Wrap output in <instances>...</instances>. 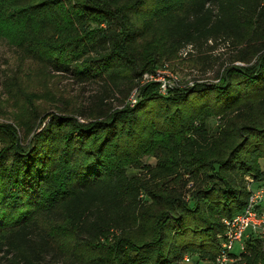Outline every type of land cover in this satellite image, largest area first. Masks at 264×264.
<instances>
[{
    "label": "trees",
    "instance_id": "trees-1",
    "mask_svg": "<svg viewBox=\"0 0 264 264\" xmlns=\"http://www.w3.org/2000/svg\"><path fill=\"white\" fill-rule=\"evenodd\" d=\"M147 1L0 0V39L110 95L190 45L239 41L243 63L246 49L263 52L214 84L162 94L153 83L135 104L110 111L102 98L97 113L80 112L82 121L45 113L28 127L0 125V255L13 264H53L47 257L64 242L80 264H183L186 256L215 264L224 221L249 205L247 177L264 180V0H180L167 23L144 30L132 20L147 15ZM152 31L160 37L142 48L138 40ZM211 116L222 117L214 133ZM143 156L157 159L148 167L157 179L187 176L188 200L176 187L128 177ZM244 245L230 253L240 259L232 264H264L263 239L251 235Z\"/></svg>",
    "mask_w": 264,
    "mask_h": 264
},
{
    "label": "rangeland",
    "instance_id": "rangeland-1",
    "mask_svg": "<svg viewBox=\"0 0 264 264\" xmlns=\"http://www.w3.org/2000/svg\"><path fill=\"white\" fill-rule=\"evenodd\" d=\"M179 1L148 0L144 4V7H147L145 10L147 15L134 17L132 21L143 27L144 30H148L151 25L157 23L154 21L167 23L168 19H171L175 11L179 9L181 4ZM154 7L163 10L165 18L162 19ZM261 27L263 28L261 33L264 35V23ZM160 34L161 32L158 31L146 32L144 37L138 40V44L142 48H148L151 41L159 38ZM162 44L163 42L160 45ZM241 47H243L241 42L234 41L232 43L227 40H219L216 43L209 42L200 48L190 45L180 49L177 55L170 59L162 60L163 63L155 71H148L137 77L132 86L124 83L120 91L110 95L107 88H102L94 81L83 82V79L70 73L51 71L49 66L44 63H40L32 57L24 56L15 44H11L7 39H0V125L17 127V122L22 121L25 122L22 125L28 127L29 124H33L38 119V115L45 113L77 115L82 121L79 116L80 112L88 114L93 111L97 113L100 99H104L106 111L107 109H122L129 104H135L138 91L153 83L162 84L165 82L168 89L185 88L193 82L214 84L217 83V78L221 77L227 68L239 66L248 69L253 67L263 54L261 51L254 55L252 54L253 49H246L248 59L243 63L240 62L239 58L242 53L241 50L245 48ZM232 114L233 112H230L228 117L233 118L236 113ZM221 120L222 117L220 116L207 118L208 130L212 133L217 131L222 124ZM156 165V158L143 156L139 168H127V175L153 182L151 185L155 184L154 189L164 187L168 190L176 187L178 191L183 190L185 193L186 189L192 186L191 182L188 183L189 178L187 176L179 182L173 177H168L165 180L153 177L151 175L152 169L148 170V167ZM261 167L264 172V161H261ZM247 181L251 190L262 191L264 199V180L257 182L253 177H247ZM186 184L187 186H185ZM185 196H187L186 193ZM141 199L142 203L151 204L150 198L145 194L141 196ZM186 199L188 200V196ZM61 238L62 235H59L57 240ZM88 250L91 251V249ZM57 251V254L52 253L47 257L48 262L53 264H80L79 260H82L73 254L74 249L68 245V242L61 243L59 248L57 247ZM89 251H87L88 254ZM234 251L240 252L239 244L235 245ZM13 259V255L3 253L0 255V264H13ZM191 259L190 256H186L183 264L192 263ZM239 261V258H235L229 263ZM215 264H218L217 261Z\"/></svg>",
    "mask_w": 264,
    "mask_h": 264
},
{
    "label": "built area",
    "instance_id": "built-area-1",
    "mask_svg": "<svg viewBox=\"0 0 264 264\" xmlns=\"http://www.w3.org/2000/svg\"><path fill=\"white\" fill-rule=\"evenodd\" d=\"M160 92L167 94V83L162 82L160 84ZM251 192L249 205L246 210L232 220L224 221L226 225V241L222 242V250L217 258L218 264H226L232 260L229 255L236 244L240 245V250H244L243 243L245 238L254 235L264 239V211L261 209L264 203L263 193L262 191L254 190H251Z\"/></svg>",
    "mask_w": 264,
    "mask_h": 264
}]
</instances>
